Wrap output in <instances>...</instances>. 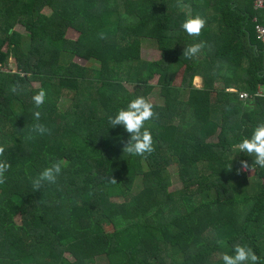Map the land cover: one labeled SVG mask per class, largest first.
Here are the masks:
<instances>
[{
  "label": "trees",
  "instance_id": "16d2710c",
  "mask_svg": "<svg viewBox=\"0 0 264 264\" xmlns=\"http://www.w3.org/2000/svg\"><path fill=\"white\" fill-rule=\"evenodd\" d=\"M208 1L0 0V161L11 165L0 184V264H223L237 244L264 264V168L248 179L240 161L252 158L232 150L264 123V46L253 22L264 26V7L216 0L209 16ZM197 15L206 24L189 36L181 25ZM146 42L157 60L140 58ZM200 42L197 58L182 56ZM231 85L253 99L243 104ZM153 88L160 101L144 128L154 151L123 152L129 134L108 117ZM35 123L50 134L31 133ZM57 161L56 183L35 191ZM171 165L180 188L168 192Z\"/></svg>",
  "mask_w": 264,
  "mask_h": 264
},
{
  "label": "clouds",
  "instance_id": "9594fccd",
  "mask_svg": "<svg viewBox=\"0 0 264 264\" xmlns=\"http://www.w3.org/2000/svg\"><path fill=\"white\" fill-rule=\"evenodd\" d=\"M205 24V19L197 15L186 19L181 27L189 36L198 37ZM203 47V42L189 45L184 48L182 56L187 59L197 58ZM18 88L19 85H13L11 91L16 93ZM45 97L46 93L44 90H40L32 97L36 108H39L44 103ZM40 115L39 111L34 113L37 121ZM154 115L153 105L143 96H137L129 102L126 109H120L117 114L108 117L111 128L121 126L129 134L128 140L124 143L123 152L144 156L146 153L151 154L154 151L151 132L144 128L145 122L152 119ZM31 133L44 135L46 133L50 134V130L41 123H35L31 127ZM29 138H32V136L30 135ZM232 150L238 153H245L252 158L251 164L247 160H241V169L248 171L256 166L264 168V123L257 125L250 138H244L242 141L233 144ZM4 151V147H0V156L3 155ZM62 163V161H57L43 169L33 180V189L35 191L39 190L44 183L55 184L57 177L61 173ZM10 167L9 163L0 161V184L5 182L4 173ZM241 169H237V171L239 172ZM111 182L116 183V180L111 178ZM233 251L234 255L221 254L220 258L223 264H258L259 257L252 248L237 244L234 246Z\"/></svg>",
  "mask_w": 264,
  "mask_h": 264
},
{
  "label": "rangeland",
  "instance_id": "374dc122",
  "mask_svg": "<svg viewBox=\"0 0 264 264\" xmlns=\"http://www.w3.org/2000/svg\"><path fill=\"white\" fill-rule=\"evenodd\" d=\"M42 11L45 14L49 12L47 8H43ZM14 30H16L17 32L23 33V30H22L21 26H19V25H15ZM76 35L77 34L71 29H67L64 32V36L68 39H74L76 37ZM158 57H159V51L157 49H155V47L152 45V43L146 42V43H143L141 45V48H140V58L141 59L153 61V60H157ZM71 60L74 61L75 63L79 64V65H85L86 64L84 60L78 59L76 57H73ZM11 61H12L11 59H8V64L10 66H11ZM180 75H181V71H179L178 73H176L174 75L173 82H172L173 85L177 86L179 84ZM150 84L151 85L155 84V77L150 81ZM32 86L36 87L37 84L33 83ZM212 97H214V94H212ZM147 100L151 104H158L159 103L160 100L157 96V89L156 88H153V90L147 96ZM68 102H69L68 97H62L58 102V108L60 110L64 109L66 107V105L68 104ZM214 139H215V137L210 138V140H214ZM166 174L168 175V178H169V184L167 186V191L173 192V191L178 190L180 188V183H179V180H178L176 173H175V167L173 165L169 166L166 169ZM254 174H256L255 169L246 171V175H247L248 179H251ZM16 221L19 222L18 217L16 218ZM99 225L105 231L111 230V226L104 220H101L99 222ZM65 257L69 260H72V257L70 256L69 253H65Z\"/></svg>",
  "mask_w": 264,
  "mask_h": 264
},
{
  "label": "crops",
  "instance_id": "0c3cea01",
  "mask_svg": "<svg viewBox=\"0 0 264 264\" xmlns=\"http://www.w3.org/2000/svg\"><path fill=\"white\" fill-rule=\"evenodd\" d=\"M182 1H187V0H182ZM188 1H192V2L195 1V2H197L199 4H202V3L205 4L204 0H188ZM215 2H216V0L208 1L207 8H208L209 16L214 13L213 10H212V7H214L216 5ZM182 9L187 11V7L186 6L185 7L183 6ZM222 83H223L222 81L216 80V81H214V86L216 88H222V87H224V85ZM192 86L196 87V88H201L203 86V81H202L201 77H199V76L194 77ZM256 89H257V91H256L257 98H261V97L264 98V84L258 85ZM226 91H228V92H237L239 90H238L237 86L231 85V87L226 89ZM239 92H240L239 94L247 93L245 90H242V91L240 90ZM252 99L253 98L249 97L248 99H245V100L241 99V100H242L243 104H247V101L248 100H252Z\"/></svg>",
  "mask_w": 264,
  "mask_h": 264
},
{
  "label": "built area",
  "instance_id": "2783aa9c",
  "mask_svg": "<svg viewBox=\"0 0 264 264\" xmlns=\"http://www.w3.org/2000/svg\"><path fill=\"white\" fill-rule=\"evenodd\" d=\"M252 5L254 10H261L264 7V0H252ZM254 22V34L257 41H259L264 46V26L260 23H257L256 19H253ZM241 99L248 98L246 93L240 94Z\"/></svg>",
  "mask_w": 264,
  "mask_h": 264
}]
</instances>
